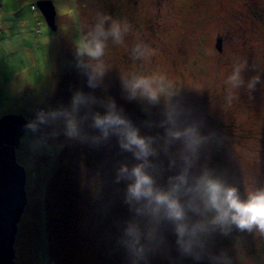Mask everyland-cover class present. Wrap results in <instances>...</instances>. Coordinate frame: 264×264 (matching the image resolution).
<instances>
[{
    "label": "rangeland",
    "instance_id": "374dc122",
    "mask_svg": "<svg viewBox=\"0 0 264 264\" xmlns=\"http://www.w3.org/2000/svg\"><path fill=\"white\" fill-rule=\"evenodd\" d=\"M37 1L0 0V117L29 121L16 150L27 202L15 264H264V234L214 223L201 183L217 179L242 200L264 190V0H51L56 30ZM99 24L103 55H78ZM139 77L156 78V100L133 93ZM110 104L147 157L94 126ZM52 112H74L77 134ZM138 165L184 206L182 236L163 208L129 200L121 169Z\"/></svg>",
    "mask_w": 264,
    "mask_h": 264
},
{
    "label": "clouds",
    "instance_id": "9594fccd",
    "mask_svg": "<svg viewBox=\"0 0 264 264\" xmlns=\"http://www.w3.org/2000/svg\"><path fill=\"white\" fill-rule=\"evenodd\" d=\"M121 27L120 21H112L110 33L117 41L121 39ZM123 30H128L126 23L123 26ZM107 35L108 33L104 32L102 24L97 25V31L92 34L91 39H85L78 43V55L87 54L93 59H99L103 55L105 47L104 40L101 37L106 38ZM136 48L139 51L141 45L138 44ZM239 72L240 70L237 68L231 77L234 83H238L240 80ZM155 79L150 77H139L135 79L131 85L133 93L139 90L141 94L147 96L149 99L156 100L158 98V89L152 86ZM82 99V97H76L73 101L74 106L82 102ZM49 115L52 117L63 115L69 134L71 136L77 134L78 121L74 112H52ZM38 118L40 121H44L46 114L41 112ZM30 126L34 127V125ZM94 126L100 129L105 136L108 135L109 130L121 134L122 146L129 150L133 147L138 149L136 153L137 157H147L149 155L150 149L145 139L116 110L114 104H110L108 110L103 115L99 113L95 114ZM176 135L179 134L177 133ZM189 137L193 143L196 142V137L192 133V130H189ZM121 173L128 174L132 179V183L127 188L129 200H145L154 204L157 208H163L167 217L177 222V231L182 236L185 231L183 224L185 210L180 200L170 192L157 189L154 186L152 177L146 173L143 165L132 168L130 173L127 168H122ZM201 183L205 196V205L215 213L214 223H234L242 230L256 228L260 233L264 234V190L253 192L248 195L247 199L242 200L235 187L225 186L217 179L205 176L202 178Z\"/></svg>",
    "mask_w": 264,
    "mask_h": 264
},
{
    "label": "water",
    "instance_id": "95a60500",
    "mask_svg": "<svg viewBox=\"0 0 264 264\" xmlns=\"http://www.w3.org/2000/svg\"><path fill=\"white\" fill-rule=\"evenodd\" d=\"M46 23L56 30V8L51 0H39ZM216 48L222 49V37L217 34ZM28 120L24 115L7 113L0 117V264H15V236L18 222L27 202L26 173L17 161L19 139L25 132ZM193 264H212L210 260Z\"/></svg>",
    "mask_w": 264,
    "mask_h": 264
},
{
    "label": "trees",
    "instance_id": "16d2710c",
    "mask_svg": "<svg viewBox=\"0 0 264 264\" xmlns=\"http://www.w3.org/2000/svg\"><path fill=\"white\" fill-rule=\"evenodd\" d=\"M31 8H32V9H36V8H37L36 4H34V3L31 4Z\"/></svg>",
    "mask_w": 264,
    "mask_h": 264
}]
</instances>
